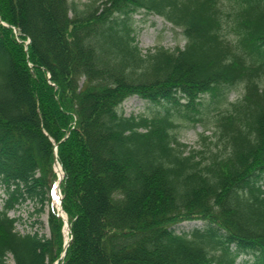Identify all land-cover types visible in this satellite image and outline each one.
Wrapping results in <instances>:
<instances>
[{
  "label": "trees",
  "instance_id": "obj_1",
  "mask_svg": "<svg viewBox=\"0 0 264 264\" xmlns=\"http://www.w3.org/2000/svg\"><path fill=\"white\" fill-rule=\"evenodd\" d=\"M138 13L182 46L142 54ZM175 121L221 148L185 151ZM54 149L62 257L53 206L47 237L8 215L50 204ZM0 188V264H264V0H0Z\"/></svg>",
  "mask_w": 264,
  "mask_h": 264
},
{
  "label": "rangeland",
  "instance_id": "obj_2",
  "mask_svg": "<svg viewBox=\"0 0 264 264\" xmlns=\"http://www.w3.org/2000/svg\"><path fill=\"white\" fill-rule=\"evenodd\" d=\"M74 2L77 9H82L85 3H89L90 0H68ZM133 36L134 41L139 48L140 52L144 54L146 51L152 49L156 45L163 46L168 49L174 47H181L183 39L180 34H175L171 29V26L162 20L160 17L151 14H134L133 15ZM239 92L235 89H231L226 92V100L234 102L239 97ZM149 105L139 99L136 96H130L124 99L120 104V112L124 116H138L141 114H147L149 112ZM151 108V107H150ZM213 114V112H210ZM212 122L210 119L208 120ZM177 127L173 129V134L178 142L183 144L185 151L197 150L200 155H207L209 150L218 151L221 148L220 141L216 139L214 134L215 129L211 123L208 124V129L203 130L201 124L191 125L186 121H175ZM206 136V138H202ZM55 190H53L54 195ZM54 197V196H53ZM4 194L0 188V208ZM56 204L51 197L50 204L44 205L42 211L34 213V205L30 201H25L14 210H10L8 215L16 218L14 223L15 230L19 233H32L36 232L38 235L48 236V228L46 225V213L50 205ZM194 225L200 226V221H193ZM192 223H181L176 227V231L180 228L187 229ZM65 232V228L63 230ZM64 236L65 233H64ZM240 259V257L238 258ZM237 259V260H238ZM8 261L9 258H8Z\"/></svg>",
  "mask_w": 264,
  "mask_h": 264
},
{
  "label": "water",
  "instance_id": "obj_3",
  "mask_svg": "<svg viewBox=\"0 0 264 264\" xmlns=\"http://www.w3.org/2000/svg\"><path fill=\"white\" fill-rule=\"evenodd\" d=\"M53 156H54V168H55V171L57 172V180H56V182L54 184V189H55V191L57 193V202L55 204V209L58 211L59 216L62 218L63 230L65 228V233H68L69 232V226L67 225L66 220H65V216L62 214L61 209H60L61 195H60V191H59V188H58V184H59V181H60L62 173H61L60 167L57 164L56 159H55V149H54ZM69 239H70V237L67 240L66 239L64 240L63 252H64V249H65V247L67 246V244L69 242ZM63 252H62V255H63Z\"/></svg>",
  "mask_w": 264,
  "mask_h": 264
},
{
  "label": "bare ground",
  "instance_id": "obj_4",
  "mask_svg": "<svg viewBox=\"0 0 264 264\" xmlns=\"http://www.w3.org/2000/svg\"><path fill=\"white\" fill-rule=\"evenodd\" d=\"M54 197H53V201L56 203L57 202V194H56V192H54V195H53Z\"/></svg>",
  "mask_w": 264,
  "mask_h": 264
}]
</instances>
